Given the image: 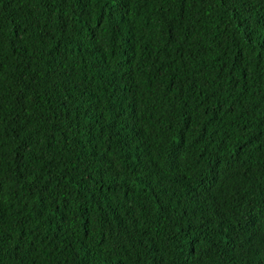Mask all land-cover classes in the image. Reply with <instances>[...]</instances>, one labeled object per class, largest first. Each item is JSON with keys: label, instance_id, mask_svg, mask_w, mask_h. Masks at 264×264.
Wrapping results in <instances>:
<instances>
[{"label": "trees", "instance_id": "obj_1", "mask_svg": "<svg viewBox=\"0 0 264 264\" xmlns=\"http://www.w3.org/2000/svg\"><path fill=\"white\" fill-rule=\"evenodd\" d=\"M0 264H264V0H0Z\"/></svg>", "mask_w": 264, "mask_h": 264}]
</instances>
